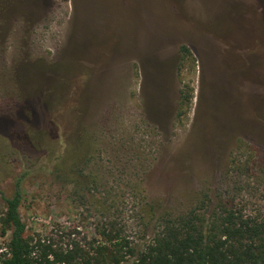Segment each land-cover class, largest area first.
I'll use <instances>...</instances> for the list:
<instances>
[{
  "label": "rangeland",
  "instance_id": "rangeland-1",
  "mask_svg": "<svg viewBox=\"0 0 264 264\" xmlns=\"http://www.w3.org/2000/svg\"><path fill=\"white\" fill-rule=\"evenodd\" d=\"M17 178L28 244L264 216V0H0V212Z\"/></svg>",
  "mask_w": 264,
  "mask_h": 264
},
{
  "label": "trees",
  "instance_id": "trees-1",
  "mask_svg": "<svg viewBox=\"0 0 264 264\" xmlns=\"http://www.w3.org/2000/svg\"><path fill=\"white\" fill-rule=\"evenodd\" d=\"M181 50L189 53L184 45ZM179 99L180 106L188 107L191 94L184 90ZM20 181L10 197L3 196L0 230L10 236L0 246V264H264V216L243 214L225 202L207 214L200 212L202 201L199 208L162 216L159 230L140 251L113 227L101 231L102 243L88 247L75 241L28 244L18 211Z\"/></svg>",
  "mask_w": 264,
  "mask_h": 264
}]
</instances>
